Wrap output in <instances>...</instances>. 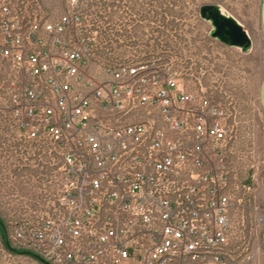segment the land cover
<instances>
[{"label": "built area", "instance_id": "built-area-1", "mask_svg": "<svg viewBox=\"0 0 264 264\" xmlns=\"http://www.w3.org/2000/svg\"><path fill=\"white\" fill-rule=\"evenodd\" d=\"M81 18L0 0V131L60 162L57 197L11 242L43 264H223L236 206L223 112L168 65L89 73Z\"/></svg>", "mask_w": 264, "mask_h": 264}, {"label": "rangeland", "instance_id": "rangeland-1", "mask_svg": "<svg viewBox=\"0 0 264 264\" xmlns=\"http://www.w3.org/2000/svg\"><path fill=\"white\" fill-rule=\"evenodd\" d=\"M43 3L50 17L70 11L82 15L89 32L86 36L95 39L89 73L112 63H145L149 68L168 65L192 91L202 88L206 99L219 106L228 129L225 162L229 194L236 204L230 213L229 240L222 249L223 264H264V223L259 220L264 209L258 198L264 189V114L257 103L264 66V46L257 31L259 0ZM204 6L216 7L249 32V48L228 46L213 38L210 22L200 17ZM101 31L110 32V39L116 42L107 45L108 38ZM59 165L57 154L39 156L15 129L0 131V219L13 249L10 234L15 222L34 219L57 197ZM244 183L250 186L249 192L241 188ZM234 185L237 189L232 188ZM0 264L41 263L27 255L7 252L0 242Z\"/></svg>", "mask_w": 264, "mask_h": 264}, {"label": "water", "instance_id": "water-1", "mask_svg": "<svg viewBox=\"0 0 264 264\" xmlns=\"http://www.w3.org/2000/svg\"><path fill=\"white\" fill-rule=\"evenodd\" d=\"M199 13L202 19L210 22V35L213 38L228 46L244 50L249 48V36L235 20L222 15L214 6H204Z\"/></svg>", "mask_w": 264, "mask_h": 264}, {"label": "crops", "instance_id": "crops-1", "mask_svg": "<svg viewBox=\"0 0 264 264\" xmlns=\"http://www.w3.org/2000/svg\"><path fill=\"white\" fill-rule=\"evenodd\" d=\"M262 5V9H260V6ZM261 10V12H260ZM257 31H258V37L260 41L262 42L264 46V0H259V10H258V26H257ZM248 36H250L249 32H247ZM257 103L259 106V109L261 112L264 114V66H263V74L260 79L258 89H257ZM255 177V176H254ZM230 185L228 187V191H230ZM232 188L237 189V187L234 185ZM261 196H258V198L261 199V207L264 209V189L261 192Z\"/></svg>", "mask_w": 264, "mask_h": 264}, {"label": "trees", "instance_id": "trees-1", "mask_svg": "<svg viewBox=\"0 0 264 264\" xmlns=\"http://www.w3.org/2000/svg\"><path fill=\"white\" fill-rule=\"evenodd\" d=\"M99 21V20H98ZM107 23V22H106ZM101 35H104L105 37L108 38V44H111V43H114L116 41H112L110 39V32H106V31H101L100 33ZM114 36V35H113ZM120 37V36H119ZM119 39V38H118ZM0 242L2 244V247L9 253H12V254H19V255H27V256H30L29 253L25 252V251H19V250H16V249H13L7 239V233H6V228H5V224L4 222L0 219ZM34 260H36L35 258H33ZM37 261V260H36ZM39 263H41L40 261H38ZM43 264V263H41Z\"/></svg>", "mask_w": 264, "mask_h": 264}]
</instances>
